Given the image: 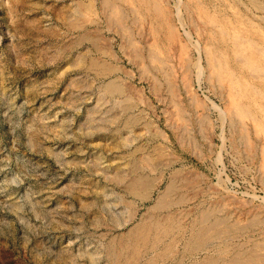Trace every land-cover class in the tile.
Listing matches in <instances>:
<instances>
[{"label": "rangeland", "instance_id": "obj_1", "mask_svg": "<svg viewBox=\"0 0 264 264\" xmlns=\"http://www.w3.org/2000/svg\"><path fill=\"white\" fill-rule=\"evenodd\" d=\"M80 1L0 0V264H108L104 245L111 237L167 211L185 227L179 250L170 254H178V264L204 257L203 250L196 256L181 250L202 214L242 227L231 240L237 251L259 248L264 224L248 225L255 215L264 216V138L240 106L260 109L264 120V0H154L156 9L169 12L165 16L151 10L152 0H104L106 7L103 0ZM237 41L257 46L250 51ZM251 54L256 60L247 63ZM101 56L119 75L118 92H110L109 79L94 74L88 62ZM208 59L229 67H213ZM228 73L241 80L238 88L236 80L226 82ZM229 83L238 94L245 87L247 99L235 97ZM232 98L241 99L234 103L241 116L233 112ZM136 172L154 178L145 199L123 187ZM167 181L183 186L166 196L170 207L155 212L151 206ZM171 257L154 264H173Z\"/></svg>", "mask_w": 264, "mask_h": 264}, {"label": "bare ground", "instance_id": "obj_2", "mask_svg": "<svg viewBox=\"0 0 264 264\" xmlns=\"http://www.w3.org/2000/svg\"><path fill=\"white\" fill-rule=\"evenodd\" d=\"M78 1H80V0H78ZM114 1V0H113ZM112 1V2H113ZM119 1V0H118ZM121 1V0H120ZM123 2H122V4L123 3H125L126 1L125 0H122ZM125 1V2H124ZM139 1V0H138ZM144 1V0H143ZM143 1L141 2L142 4H143ZM147 0H145L144 1V3L146 2ZM151 1V0H150ZM83 2V1H82ZM89 2V1H88ZM87 2V3H88ZM103 3L101 4L102 6L103 5H105V7L107 6V3L103 0L102 1ZM111 2V3H112ZM129 2H130V0H129ZM158 2V1H157ZM79 3H81V1L79 2ZM77 4V3H76ZM85 4V3H84ZM83 4V5H84ZM118 5V4H116L115 2L111 5V7H115V5ZM120 4H121V2H120ZM129 4V3H128ZM142 4H140V5H142ZM151 4L153 5H150L151 7H153V9H151L152 11L153 10H155L156 8H158V7H156L154 4H155V2H154V0H152V2H151ZM158 4V3H157ZM156 4V5H157ZM80 5H82V3L80 4ZM90 5H92V4H90ZM145 5H146V3H145ZM159 5V4H158ZM77 6V5H76ZM79 6V5H78ZM86 6V5H85ZM101 6V7H102ZM143 6V5H142ZM147 6H148V3H147ZM155 6V7H154ZM87 7H88V4H87ZM86 7V8H87ZM119 7V6H118ZM144 7V6H143ZM151 7H149V8H151ZM70 8V7H69ZM80 8V6L78 7V8H76V11H77V9H79ZM84 8V7H83ZM103 8V7H102ZM108 8V7H107ZM120 9H121V7H119ZM145 8V7H144ZM148 8V7H147ZM147 8H145V9H147ZM61 9V8H60ZM65 9H68V8H65ZM88 9H89V7H88ZM104 9L105 8H103V11H104ZM111 9V8H110ZM160 7H159V9H156V11L158 12L157 13V15H160L159 13H163L164 14V12H162V10H161V12H160ZM80 10V9H79ZM84 10V9H83ZM86 10V9H85ZM91 10V9H90ZM101 11H102V9H100ZM112 10V9H111ZM115 10H116V8H115ZM118 10V9H117ZM144 10V9H143ZM167 10V9H166ZM66 11V10H65ZM64 11V12H65ZM69 11H71L72 13H74L75 12V14L78 12L79 13V11H75V9H74V12L72 11V9H70ZM68 11V12H69ZM81 11V10H80ZM106 11V10H105ZM108 11V10H107ZM113 11H114V9H113ZM122 11H124V10H122ZM147 11H148V9H147ZM151 11V12H152ZM155 11V12H156ZM165 11V10H164ZM83 12V11H82ZM81 12V13H82ZM116 13H117V11H115ZM115 12H111V14L112 13H114V15H115ZM125 12V11H124ZM154 12V13H155ZM59 13V12H58ZM63 13V12H62ZM61 13V14H62ZM66 13V12H65ZM70 13V12H69ZM90 13V12H89ZM92 13V12H91ZM104 13V12H103ZM108 13V12H107ZM126 13V12H125ZM128 13V12H127ZM154 13L152 12V16H154ZM169 13V12H168ZM168 13L166 14V15H168ZM64 14V13H63ZM68 14V13H67ZM71 14V13H70ZM105 14V13H104ZM110 14V13H109ZM118 14V15H117ZM116 15L117 16H119V14H120V12L119 13H117ZM156 14V13H155ZM162 14V16H165V14L163 15ZM60 15V14H59ZM69 15V14H68ZM67 15V16H68ZM83 16H84V12H83V14H82ZM82 15H80V16H82ZM106 15V14H105ZM113 15V16H114ZM143 15V14H142ZM157 15H155V16H157ZM214 15V14H213ZM60 16H62V15H60ZM71 16H73V15H71ZM104 16V15H103ZM111 16V15H110ZM120 16H122V15H120ZM148 16V15H147ZM161 16V17H162ZM69 17V16H68ZM107 17V16H106ZM125 17H126V15H125ZM210 17V16H209ZM60 18V17H59ZM62 18V17H61ZM81 18H84V17H81ZM81 18H78V21L79 20H81L79 23H77L78 21H74L73 20V22H72V24H75V23H77V24H81V22L85 19H81ZM105 18V17H104ZM111 19H112V17H110ZM123 18V17H122ZM139 18V17H138ZM143 18V17H142ZM156 18V17H155ZM165 18V17H164ZM163 18V19H164ZM63 20L65 19L64 17L62 18ZM68 19V18H67ZM70 20L71 19H76V17L74 18V17H72V18H69ZM109 19V18H108ZM110 19V20H111ZM137 19V18H136ZM165 19H167V18H165ZM114 20V19H113ZM113 20H112V22H113ZM115 20H117V22H119L120 21V19L118 18V19H115ZM125 20V19H124ZM131 20V19H130ZM209 20H210V18H209ZM85 21V20H84ZM106 21V20H105ZM160 21V20H159ZM70 22V21H69ZM75 22V23H74ZM110 22V21H109ZM123 22V21H122ZM125 22V21H124ZM156 22V21H155ZM168 23V21L166 20L164 23L165 24H167ZM111 23V22H110ZM116 23V22H115ZM158 23V22H157ZM164 23H160V24H164ZM70 24H71V22H70ZM84 24V23H83ZM83 24H81V25H83ZM113 25H115L114 23H112ZM112 24H111V26H112ZM159 24V25H160ZM164 24V25H165ZM169 24H171V23H169ZM168 24V25H169ZM215 24H217V23H215ZM78 25V26H79ZM121 25V24H120ZM158 25V26H159ZM167 25V26H168ZM77 26V25H76ZM76 26H74V27H76ZM109 26V25H108ZM166 26V25H165ZM218 26V25H217ZM221 26V25H220ZM223 26V25H222ZM57 27V26H56ZM68 27H69V25H68ZM115 27H117L118 28V26H115ZM168 27H170V26H168ZM73 28V27H72ZM82 28V27H81ZM223 28H224V26H223ZM71 29V28H70ZM166 29H168V28H166ZM220 29H222V28H220ZM225 29V28H224ZM223 29V30H224ZM118 30H119V28H118ZM117 30V31H118ZM123 31L125 30L124 28L122 29ZM219 30V29H218ZM217 30V31H218ZM77 31V30H76ZM82 31V30H81ZM84 31V30H83ZM127 31V30H126ZM152 31V30H151ZM221 31V30H220ZM225 31V30H224ZM120 33H122L121 32V30L119 31ZM169 31H167V33H168ZM227 32V31H226ZM225 32V33H226ZM230 32H231V30H230ZM81 33H84V32H81ZM87 33V32H86ZM94 33V32H93ZM92 33V34H93ZM123 33H125V32H123ZM171 33V32H170ZM212 33H214L213 31H212ZM211 33V34H212ZM215 33H217V32H215ZM219 33H221V32H219ZM228 33V32H227ZM237 33V32H236ZM235 33V34H236ZM85 34V33H84ZM89 35L91 34V33H88ZM210 34V35H211ZM218 34V33H217ZM223 34H224V32H223ZM234 34V35H235ZM88 35V36H89ZM95 35V34H94ZM167 35V34H166ZM170 35V34H169ZM214 35V34H213ZM230 35V34H229ZM228 35V38L229 37H231V36H229ZM84 35H82V36H80V38L79 39H81L82 40V38H84L83 37ZM86 36V35H85ZM93 35H91V37H92ZM97 36V35H96ZM154 36V35H153ZM152 36V37H153ZM168 36V35H167ZM212 36V35H211ZM211 36L209 37V38H211ZM215 36H219V34L218 35H215ZM225 36V35H224ZM237 36H238V33H237ZM87 37V36H86ZM226 37V36H225ZM233 37V36H232ZM232 37H231V42L233 41V39H232ZM244 37V36H243ZM76 38V37H75ZM78 38V37H77ZM89 38V37H88ZM87 38V39H88ZM98 38V37H97ZM96 38V39H97ZM218 38H221L220 36L218 37ZM238 37H236V39H237ZM86 39V38H85ZM90 39V38H89ZM92 39V38H91ZM122 39V38H121ZM213 39L215 40V38L213 37ZM223 39H224V37H223ZM222 39V41H224ZM235 39V40H236ZM75 40V39H74ZM79 41L80 43L83 41ZM125 40V39H124ZM127 40V39H126ZM126 40L124 41V42H126ZM211 40V39H210ZM220 39H218V41H219ZM240 40L242 41H244V39L242 38L241 39V37H240ZM247 39H245V41H246ZM89 41V40H88ZM98 41V40H97ZM122 41V40H121ZM215 41H217V40H215ZM239 41V40H238ZM238 41L236 42V45L238 44ZM253 41V43L256 41H254V40H252ZM75 42V41H74ZM73 42V43H74ZM129 42H131L130 44H132V41H130L129 40ZM129 42H127V43H129ZM230 42V43H231ZM234 42V41H233ZM91 43V41L89 42V44ZM100 43V42H99ZM99 43H97L98 45L97 46H99L100 44ZM135 43V42H134ZM223 43V42H222ZM242 43V45L241 46H245V45H248V44H252L251 42L250 43H243V42H241ZM241 43H239V44H241ZM256 43V42H255ZM68 44H71L70 42L68 43ZM76 44V43H75ZM94 44H96V42L94 41ZM130 44H127V45H130ZM234 44V47L236 48V45H235V43H233ZM238 44V45H239ZM257 44V43H256ZM256 44H254V46H257ZM79 44L77 43V45L75 46V47H77ZM232 45V44H231ZM237 45V46H238ZM261 45V44H260ZM262 45H264V44H262ZM92 46H94L95 47V50H96V45H91V47ZM103 46V45H102ZM106 46V45H105ZM104 46V47H105ZM208 46V45H207ZM227 46V45H226ZM240 46V45H239ZM241 46L239 47V48H241ZM249 46V45H248ZM254 46H253V48H249V47H252V45L251 46H249V47H247V46H245L246 47V49H250V51L252 50V49H255L254 48ZM73 47V46H72ZM93 47V48H94ZM104 47H103V49H104ZM209 47V46H208ZM214 47V46H213ZM233 47V46H232ZM230 48L231 49V51H232V49H233V52L235 53V51H237V49L234 51V47L233 48ZM263 46H261L260 48H258L257 50H261V48H262ZM98 48V47H97ZM101 48V47H100ZM106 48H107V46H106ZM134 48V47H133ZM223 48V47H222ZM108 49V48H107ZM126 49V48H125ZM137 49V48H136ZM135 49V50H136ZM141 49V48H140ZM205 49H208V51H209V49H211V50H213V54H214V50H216V47L213 49V48H205ZM218 49V48H217ZM243 49V48H242ZM245 49V48H244ZM242 50V51H245V50ZM94 50V49H93ZM101 50V49H100ZM134 50V49H133ZM134 50V51H135ZM223 50H224V48H223ZM256 50V51H257ZM264 50V49H263ZM59 51V50H58ZM66 51H67V49H66ZM96 51H98V50H96ZM102 51V50H101ZM105 51V50H104ZM138 50H136V52H137ZM205 51V50H204ZM217 51V50H216ZM241 51V50H240ZM250 51H247V52H250ZM262 51V50H261ZM62 52V51H61ZM69 52V51H68ZM129 52V51H128ZM140 52H142V51H140ZM207 52V51H206ZM209 52H211V51H209ZM221 52H222V50H221ZM220 52V53H221ZM253 52V51H252ZM258 52V51H257ZM103 53V52H102ZM101 53V54H102ZM131 53V52H130ZM129 53V54H130ZM215 53H217V52H215ZM218 53H219V50H218ZM218 53L216 54V55H218ZM223 53V52H222ZM234 53H233V55H234ZM237 53H239V51L237 52ZM236 53V54H237ZM243 53V52H242ZM134 54V53H133ZM132 54V55H133ZM137 54H138V52H137ZM140 54V53H139ZM138 54V57L140 56ZM155 54V53H154ZM208 54H210V53H208ZM213 54H211V55H213ZM224 54V53H223ZM223 54H222V56H223ZM225 54H227V53H225ZM240 54H241V52H240ZM246 54V53H245ZM249 54V53H248ZM254 54H256V53H254ZM254 54H251V55H247L245 58H246V62L247 63H250V62H252V61H255L256 60V57L254 56ZM156 55V54H155ZM205 55H206V53H205ZM221 55V54H220ZM233 55H231V56H233ZM238 55V54H237ZM243 55H244V53H243ZM242 55V56H243ZM259 55V54H258ZM261 55V54H260ZM260 55H259V57H260ZM263 55V57H264V54H262ZM84 56V55H83ZM152 56V55H151ZM207 56H209V55H207ZM206 56V57H207ZM219 56V55H218ZM218 56H215V57H218ZM236 56V55H235ZM234 56V57H235ZM240 56V55H239ZM253 56L255 57V60H253L254 58H253ZM159 57V56H158ZM210 57V56H209ZM227 57V56H226ZM238 57V56H237ZM241 57V56H240ZM84 58H85V56H84ZM100 58V57H99ZM133 58H134V56H133ZM208 58V57H207ZM233 58V57H232ZM239 58V57H238ZM242 58V57H241ZM253 58V59H252ZM258 58V57H257ZM261 58V60H263L262 59V56L260 57ZM77 60L78 59H80V58H76ZM154 59V58H153ZM155 59H157V57L155 58ZM210 59H211V57H210ZM228 58H224L223 59V61L225 60H227ZM233 59H235V58H233ZM243 59H244V57H243ZM243 59H240L241 60V62L240 63H243L242 62V60ZM72 60H75V58L74 59H72ZM81 60H83V59H81ZM85 60V59H84ZM88 60H90V58H88ZM135 60V59H134ZM158 60V59H157ZM70 61V60H69ZM159 61V60H158ZM208 61H210L209 59H208ZM213 59H212V61H210V62H212V65L213 64H215V62L216 61H219V60H215V62L213 63ZM239 61V60H238ZM250 61V62H249ZM259 61V60H258ZM75 62V61H74ZM74 62H73V64H74ZM78 62H80V60H78ZM89 63H90V65H91V67H93V71H94V69H95V73L94 74H96L98 77H100V78H104L105 80H106V78L107 79H109L106 83H107V87H108V89H110V92H112V91H115V89L117 88L118 89V87L120 88V86L121 85H119L118 84V82H119V80H118V82L117 83H115L117 80V77L119 76L118 74V76H116L115 75V71H114V69H113V67L111 66V65H109L108 63H106V61L105 60H102V56H101V59H98V57H95V58H92L91 59V61H88ZM235 62V61H234ZM84 63V62H83ZM82 63V64H83ZM88 63V64H89ZM221 64V67H223L222 66V60H221V62H220ZM225 63V62H224ZM236 64H237V62H235ZM245 63V62H244ZM253 63V62H252ZM255 63H257V62H255ZM254 63V64H255ZM259 63H260V61H259ZM258 63V64H259ZM261 63H264V61L262 62L261 61ZM71 64H72V62H71ZM87 64V65H88ZM143 65H144V63H142ZM219 65V62H217L215 65L216 66H218ZM226 64V63H225ZM246 64V63H245ZM253 64V65H254ZM76 65H78V64H76ZM86 65V66H87ZM219 65V66H220ZM224 65V64H223ZM229 65V64H228ZM241 65H244V64H241ZM248 65H250V64H248ZM252 65V64H251ZM215 66V67H216ZM218 66V67H219ZM237 66V65H236ZM235 66V67H236ZM255 67H257V66H259V65H257L256 66V64L254 65ZM260 66H261V64H260ZM259 66V67H260ZM264 66V65H263ZM90 67V68H91ZM142 67V66H141ZM145 67V66H144ZM213 67H214V65H213ZM226 66H224L223 68L226 70V68H228V67H226ZM244 67H245V65H244ZM253 67V66H252ZM85 68V67H84ZM88 68H89V65H88ZM223 68H221V70L223 69ZM261 68H262V66H261ZM87 69V68H86ZM156 69V68H155ZM218 69V68H217ZM230 69H232V68H230ZM251 69H256V68H251ZM144 70H146L145 68H144ZM249 70H250V68H249ZM260 71H262V73H263V70L262 69H259ZM258 70V71H259ZM215 71L217 72L218 70H216L215 69ZM222 71H224V70H222ZM221 71V72H222ZM251 71H253L254 73H257V72H255L256 70H251ZM224 72H226V71H224ZM223 72V73H224ZM117 73V72H116ZM215 73V72H214ZM232 74V73H231ZM95 75V76H96ZM214 75H216V73L214 74ZM219 75H221V74H219ZM224 75V74H223ZM223 75H222V79L221 80H223ZM229 73H228V77H229ZM234 75V77H235V74H233ZM116 76V77H115ZM225 76V75H224ZM232 76V75H231ZM260 76V75H259ZM258 76V77H259ZM218 78H219V76H217ZM227 76L225 77V78H228ZM257 77V76H256ZM261 78L263 77L264 78V76H260ZM259 77V78H260ZM220 78H221V76H220ZM220 78H219V80H220ZM231 77H229L228 78V80L226 81L227 83L229 82V79H230ZM236 78V79H235ZM235 78H231L233 81L234 80H236L237 81V77H235ZM260 78V79H261ZM262 78V79H263ZM258 79V78H257ZM103 80V79H102ZM246 80V79H245ZM233 81H231V82H233ZM236 81H234V84H235V82ZM239 81H241V80H239ZM239 81H237L236 83L237 84H235L236 85V88H238L237 87V85L238 84H240V83H238ZM244 80H242V82H243ZM264 81V80H263ZM263 81H261L262 83H263ZM230 82V83H231ZM247 81H244L241 85H243L244 86V83L245 84H247L246 83ZM249 82V81H248ZM230 83L228 84V85H230ZM251 83V82H250ZM119 86H118V85ZM233 84V83H232ZM253 84V83H252ZM106 85V84H105ZM227 85V86H228ZM249 85V84H248ZM248 85H247V87H248ZM255 85V84H254ZM226 86V87H227ZM230 86H232V85H230ZM246 86V85H245ZM240 87H242V86H240ZM239 87V88H240ZM250 87H251V85H250ZM250 87H248V90L249 89H252V87L250 88ZM256 87V86H255ZM123 88V87H122ZM245 88V87H244ZM244 88H243V90L241 91V92H239L240 94H238V90H236L235 89V87H234V89H233V86L232 87H230L229 89L231 90V89H233L234 90V92H237L235 95H237V96H235V95H233V98H234V96L235 97H241L242 96V92H244ZM253 88H254V86H253ZM260 88V87H259ZM117 89H116V91H117ZM229 89H228V87H227V90L229 91ZM256 89V88H255ZM254 89V90H255ZM258 89V88H257ZM262 89V88H261ZM112 90V91H111ZM121 89H119V91H120ZM236 90V91H235ZM241 90V89H240ZM247 90V91H248ZM254 90H252V91H254ZM260 90V89H259ZM263 90V89H262ZM232 91V90H231ZM246 91V92H247ZM251 91V90H250ZM256 91V90H255ZM261 91V90H260ZM118 92V91H117ZM120 92H122V91H120ZM119 92V93H120ZM113 93V92H112ZM231 93V92H230ZM232 93H233V91H232ZM242 93V94H241ZM251 93V92H250ZM249 93V94H250ZM255 93V92H254ZM254 93H252L253 94V96L254 95H256V94H254ZM256 93H257V91H256ZM247 94V93H246ZM258 94H260V93H258ZM262 94H264V93H262ZM241 95V96H240ZM244 95V94H243ZM248 95V94H247ZM261 95V94H260ZM260 95H258L257 97H258V100L260 99ZM232 96V95H231ZM246 95H244V98L245 99H247L246 97H245ZM263 96V95H262ZM247 97H249V96H247ZM252 97V96H251ZM250 97V98H251ZM256 97V96H255ZM231 98V97H230ZM231 99L230 100V103L232 102V105H233V107H231V108H233V109H235L233 112H235V114H237L238 115V113H236L237 111H238V109H240V108H242L241 110H242V114L244 115H242L240 112H241V110H239L238 112L240 113V116L242 115V117L244 118H248L249 120H250V122L252 123V125L254 124V125H256L257 126V131L259 130L262 134L261 135H263L262 137L264 138V120L262 121L259 117H258V113H257V111L259 110L260 111V109H258L260 106H264V103L262 104V105H260V103L258 104L259 105V107H258V105L257 104H253V106L255 107V105H256V107H258L257 109L258 110H256V111H254L253 109H250V108H248L247 107V105L246 104H244V105H246V108L245 107H242V106H240V108H236L237 107V105L236 106H234L235 104V102H237V100L239 101V100H241V99H239V98H236L237 100H235V99ZM242 98V97H241ZM243 98V99H244ZM249 98V99H250ZM254 97H252L251 99H253ZM263 98L264 97H262V100H263ZM248 99V100H249ZM234 102H233V101ZM245 100H243V102H244ZM251 102H254L255 100H250ZM246 102V101H245ZM248 102V101H247ZM263 102V101H262ZM255 103V102H254ZM240 104H242V102H240ZM249 105V104H248ZM238 107H239V105H238ZM253 107V108H254ZM260 108H262V107H260ZM262 111L264 110V109H261ZM258 111V112H259ZM260 113H261V111H260ZM259 113V114H260ZM264 114V112L262 113V115ZM126 116H129V115H126ZM240 116H238L239 118H240ZM116 117V116H115ZM261 118H263L264 119V117H262V116H260ZM242 118V119H243ZM114 119V118H113ZM139 119V118H138ZM238 119V118H237ZM240 121H241V119H239ZM238 120V121H239ZM130 121V120H129ZM135 122V121H134ZM235 124V123H234ZM255 126V127H256ZM123 136V135H122ZM121 141V140H120ZM263 148H264V145L262 146ZM158 149V148H157ZM159 151V150H158ZM263 151H264V149H263ZM262 151V152H263ZM156 152H157V150H156ZM154 156V155H153ZM152 157V156H151ZM161 157V156H160ZM263 157H264V154H263ZM264 159V158H263ZM152 162H153V160H151ZM155 161V160H154ZM131 163V162H130ZM154 164V163H153ZM137 166V165H136ZM132 167V166H131ZM132 169V168H131ZM135 169V168H134ZM137 170V169H136ZM123 171V170H122ZM129 171V170H128ZM137 173V172H136ZM135 173V174H136ZM139 173V172H138ZM137 173V175L135 176V177H133V178H131L130 180H128L127 182H125L124 183V185H123V187H124V189L128 192V193H130L131 195H134L135 197H139L140 199H145V198H147L148 197V194H149V192H150V188L152 187V180L154 179H150V178H148V177H146V176H144V175H140V173L138 174ZM173 173H175V174H177L178 172L176 171V172H173ZM126 174V173H125ZM144 174V173H143ZM119 175V174H118ZM121 175V174H120ZM134 175V174H133ZM133 175H131V176H133ZM173 175V174H172ZM180 175V174H179ZM178 175V176H179ZM127 176H128V174H127ZM181 176V175H180ZM120 177V176H119ZM119 177H117V178H119ZM126 177V176H125ZM121 178V177H120ZM124 178V177H123ZM180 178H182V177H180ZM109 180V179H108ZM120 180V179H119ZM169 180H170V177H169ZM122 181H123V179H122ZM124 181H126V180H124ZM155 181V180H154ZM177 181H179V179L177 178ZM168 182V181H167ZM187 182V181H186ZM119 183V182H118ZM177 183V182H176ZM179 184V183H178ZM188 184H189V182H188ZM154 185V184H153ZM183 186V185H182ZM181 185L180 186H176L175 185V183H173V182H168V184H167V186L165 187V190L162 192V193H160V194H158V196H157V198H156V200L154 201V205L153 206H151V210H153V211H155V212H158V211H160V210H162V209H164V208H166V207H170L171 205H169L168 204V200H166V196H167V198H168V196H170V194L172 193H174L176 190H177V188L178 187H182ZM93 187V186H92ZM97 188V187H96ZM99 189V188H98ZM98 191V190H97ZM77 192V191H76ZM171 192V193H170ZM179 192H181L180 190H179ZM112 193V192H111ZM164 193V194H163ZM197 193V192H196ZM102 194V193H101ZM118 194V193H117ZM179 194V193H178ZM175 195V194H174ZM181 195H184V194H182L181 193ZM177 196V195H175V196H177V199H178V201H179V197H181L180 199H182L183 201L185 200V197L184 198H182V196ZM133 196V197H134ZM174 196V197H175ZM185 196V195H184ZM173 197V196H172ZM173 200L174 199H172L171 201L173 202ZM169 201H170V199H169ZM219 201H220V199H219ZM171 202V203H172ZM174 202L176 203V200H174ZM217 202V201H216ZM88 204V203H87ZM91 204V203H90ZM125 204H127V203H125ZM129 204V203H128ZM127 204V205H128ZM153 204V203H152ZM218 204V203H217ZM216 204V205H217ZM85 205V204H84ZM89 205V204H88ZM124 205V204H123ZM131 205V204H130ZM220 205V204H219ZM219 205H218V207H219ZM200 206V205H199ZM213 206V205H212ZM88 207V206H87ZM204 207V206H203ZM217 207V206H216ZM221 207V206H220ZM219 207V208H220ZM205 208V207H204ZM215 208V207H214ZM119 209V208H118ZM201 209H203V208H201ZM211 209V208H210ZM209 209V210H210ZM224 209V208H223ZM197 210H199V209H197ZM212 210V209H211ZM148 211H149V209H148ZM202 211H204V210H202ZM208 211V210H207ZM206 211V212H207ZM214 211V210H213ZM162 212V211H161ZM211 212V211H210ZM216 212V211H215ZM147 213H150V212H147ZM185 212H183V214H184ZM220 213V212H219ZM229 213V212H228ZM153 214V213H152ZM149 215V216H147V217H145V218H141L142 220H140L136 225H134L132 228H129L128 229V231L125 233V234H123V235H120L119 237H111L110 238V240H108V242L106 243V245H104V251H105V253H104V255H105V262L106 263H108V264H135V262H137V261H139L140 260V262L138 263V264H140L142 261H144V259H145V261L144 262H142L141 264H154V263H156L157 262V260L159 259V261L161 260H163L164 261V259H167V258H169V257H171V253L173 252L174 253V249H177V243L178 244H180V243H182V241H183V238H182V233L184 234V232H182V230L183 229H181V227H183V226H181V224L182 223H180V221L177 219V218H174V216L172 217L171 216V214H170V212L168 213V211L166 212V214H164V212H163V215L161 216V213H159L160 215H156L155 214V216H153V215ZM186 214V213H185ZM230 214V213H229ZM122 215V214H121ZM144 215V214H143ZM145 215H146V213H145ZM148 215V214H147ZM182 215V214H181ZM245 215V214H244ZM255 215V214H254ZM193 216H194V213H193ZM217 216H219V215H217ZM116 217V216H115ZM229 217V216H228ZM193 218V217H192ZM224 219H227V218H225V217H223ZM252 218V217H251ZM250 217L249 218H247V220L249 219H251ZM261 217L259 216V214L258 215H255V217H253L252 219H251V221H250V223H249V225L248 226H256L257 225V227L259 226L258 224H260V223H263L264 224V216L262 215V220L260 219ZM182 219V218H181ZM194 219V218H193ZM222 219V218H221ZM228 219H230V218H228ZM237 219V218H236ZM200 220V221H199ZM223 220V219H222ZM240 221V220H239ZM101 222V221H100ZM191 222V221H190ZM196 222V221H195ZM198 222L200 223V227H198V228H196V230L195 231H193L192 230V232L190 233V235L189 236H186V238H185V241H184V243H183V249L181 248V250H183L182 252H188V253H191L193 256L195 255H197L198 253H200V251H205V254H204V257H203V259L198 263V264H264V244H262V245H260V247L259 248H255V249H252V250H249V251H247V252H241V250L240 251H237V249L236 248H238V247H240L239 245H237L238 243H232L231 242V240H233V239H235L236 237V233H237V231L239 232V230H241L242 229V227L241 226H239V225H237V224H234L233 225V223L231 224L230 222L229 223H227V222H225V221H221V220H210L209 219V217L208 216H206V214H202L201 215V217H200V219L198 218ZM247 222V221H246ZM245 222V223H246ZM249 222V221H248ZM82 223V222H81ZM237 223H239V222H237ZM241 223V222H240ZM244 223V224H245ZM119 224V223H118ZM118 224H116V225H118ZM193 224V223H192ZM195 224V223H194ZM197 224V223H196ZM243 224V223H242ZM186 225V224H185ZM104 227H106V226H104ZM196 227V226H195ZM183 228H185V227H183ZM259 228V227H258ZM264 229V228H263ZM191 230V229H190ZM249 231V230H248ZM251 232H252V230H250ZM264 231V230H263ZM189 232V231H188ZM236 232V233H235ZM242 232V231H241ZM240 232V233H241ZM261 233H262V231H261ZM264 233V232H263ZM119 234V233H118ZM239 234V233H238ZM252 234V233H251ZM243 235V234H242ZM247 235V234H246ZM260 235V234H259ZM263 235V234H262ZM172 237L171 239L169 238V237ZM248 236V235H247ZM247 236H246V238H245V240L247 239ZM256 236V235H255ZM254 236V237H255ZM185 237V236H184ZM244 237V236H243ZM167 238H169V240H167V241H165V239H167ZM252 238H253V236H252ZM261 238V237H260ZM249 239H250V237H249ZM262 239V238H261ZM237 240V239H236ZM252 240V239H251ZM258 240V239H257ZM171 241H172V243H171ZM235 241V240H234ZM247 241V240H246ZM264 241V240H263ZM238 242V241H237ZM169 243H171V244H169ZM246 243V242H245ZM251 245V244H250ZM258 245V244H257ZM173 246H174V248H173ZM208 246V247H207ZM242 246V245H241ZM176 247V248H175ZM180 248V247H179ZM254 248V247H253ZM177 250H179V249H177ZM181 252V251H180ZM211 252V253H210ZM70 253V252H69ZM72 253V252H71ZM79 253V252H78ZM203 253V252H202ZM208 253V254H207ZM210 253V254H209ZM95 254V253H94ZM97 254V253H96ZM153 254H155L154 256H153ZM175 254V253H174ZM182 255H183V253H181ZM150 255H152V256H150ZM177 256H178V254H176ZM181 255V256H182ZM186 255V254H185ZM172 256L174 257V255L172 254ZM176 256V257H177ZM172 258L173 260H167V261H169V262H172L173 264H176L175 262H177V264H178V260L180 259L179 257L178 258ZM185 257H188V256H185ZM146 258H148V259H146ZM192 258V257H191ZM71 259V258H70ZM193 259V258H192ZM197 260V259H196ZM195 260V261H196ZM175 261V262H174ZM182 262H184V261H182ZM157 263H159V262H157ZM197 262H195V264H196ZM170 264V263H169ZM191 264V263H190Z\"/></svg>", "mask_w": 264, "mask_h": 264}]
</instances>
